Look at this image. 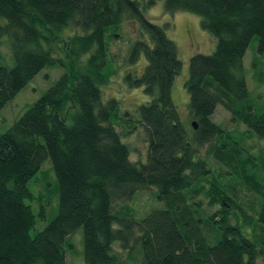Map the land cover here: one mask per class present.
<instances>
[{
  "label": "trees",
  "instance_id": "trees-1",
  "mask_svg": "<svg viewBox=\"0 0 264 264\" xmlns=\"http://www.w3.org/2000/svg\"><path fill=\"white\" fill-rule=\"evenodd\" d=\"M157 1L0 0V46L7 37L14 62L0 64V112L43 69H65L0 133V264H68L70 237L80 228L85 264H264V151L250 155L244 136L234 142L212 118L222 105L248 135L264 139V111L254 112L245 66L256 39L254 51L264 56V0H166L168 13L200 16L217 40L213 53L190 59L186 89L197 123L190 131L172 99L182 70L178 47L166 27L143 14ZM129 17L139 21L140 34L128 62L147 58L140 76H127L131 88L150 97L137 108L146 162L131 160L117 128L133 114L101 88L109 82V41ZM46 160L57 179L55 190L41 179L48 200L46 191L36 198L29 189ZM232 182L258 194L257 218L248 225L261 237L246 234L231 215ZM150 187L164 207L138 219L128 203ZM53 192L57 213L38 231Z\"/></svg>",
  "mask_w": 264,
  "mask_h": 264
},
{
  "label": "rangeland",
  "instance_id": "rangeland-1",
  "mask_svg": "<svg viewBox=\"0 0 264 264\" xmlns=\"http://www.w3.org/2000/svg\"><path fill=\"white\" fill-rule=\"evenodd\" d=\"M165 4L166 0H159L154 6L144 9L143 14L150 22L166 27L168 37L178 47L182 70L175 79L172 88V99L178 109L182 123L190 131L192 122L194 121L190 117V96L186 89V82L189 78L190 59L197 53L206 55L213 53L217 46V40L209 31L202 27V18L200 16L182 11L172 15L166 11ZM139 28V21L129 17L124 21L122 31L118 32V36L109 41L110 59L109 65H107L105 70L109 74V82L101 88L106 99H117L120 102V109L122 111H128L130 114H133L130 116V119L129 117H122L121 125L117 128L123 137V141L131 149V160L135 162H146L149 144L146 142L145 126L137 123V108L147 103L150 97L145 94L143 87L131 88L130 82L127 79L129 74L132 75L133 79L140 76L147 65L145 54H142L135 64L128 62L131 44L138 39L140 34ZM258 46L259 42L256 39L248 49L245 57V66L247 69V85L251 94L254 112L260 113L264 111V56L254 51V48L257 49ZM88 57L89 55L84 57L81 62L83 63ZM0 64L8 67H13L14 65L9 47V39L7 37L2 39L0 46ZM64 72L65 69L60 67H48L40 71L0 112V133L8 131L21 119L30 107L53 86ZM212 118L215 123L221 125L231 135L234 142L239 143L241 137L244 136L245 148L248 153L256 157H261V153L264 151V139L248 135V128L244 124L234 122L231 114L224 106L219 105ZM133 122L135 123L136 129H133ZM129 131L132 133L130 132L129 134ZM206 152V147L199 148V153L204 157H206ZM216 164H211L214 171H220L219 165L217 166ZM37 179L30 181L29 189L35 194L36 198H39V192L44 193L46 191V200H48V195L51 193V190L44 188L41 179L47 185L52 184L54 190L57 188V179L50 160L44 162L41 171L37 174ZM232 183L233 190L230 191V195L237 206L234 207V204H231L232 207H229L232 212L231 215L239 217L237 223L239 221L244 222L241 229L246 234L261 237L262 233L259 228L256 230L255 226L248 225L249 221L253 222L257 218V209L260 203L258 194L247 191L237 182ZM156 193L153 187L147 188L138 192L135 200L128 203L136 218L143 219L154 209L164 207V204L157 199ZM58 197L59 195L56 196L55 192H53L52 206L50 205L47 210L46 220H39L37 223L36 229L38 231L44 229L48 222L55 217L57 213L55 207L58 206ZM203 200L205 204L209 201L208 198H203ZM31 204L35 206L36 210L39 209L38 201L32 202ZM117 207L115 204L114 208ZM204 208L210 210L206 206ZM233 223L236 222L233 220ZM208 234L212 235L209 232ZM208 240L212 241L210 237ZM70 242L73 246L72 248H67L68 264H85L84 233L82 228L70 237Z\"/></svg>",
  "mask_w": 264,
  "mask_h": 264
},
{
  "label": "water",
  "instance_id": "water-1",
  "mask_svg": "<svg viewBox=\"0 0 264 264\" xmlns=\"http://www.w3.org/2000/svg\"><path fill=\"white\" fill-rule=\"evenodd\" d=\"M192 125L195 129H197V123L196 122H192Z\"/></svg>",
  "mask_w": 264,
  "mask_h": 264
}]
</instances>
